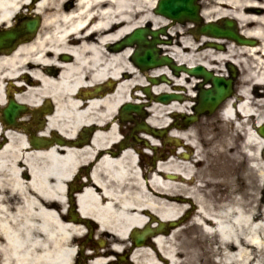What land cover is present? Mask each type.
I'll list each match as a JSON object with an SVG mask.
<instances>
[{
	"label": "bare ground",
	"instance_id": "1",
	"mask_svg": "<svg viewBox=\"0 0 264 264\" xmlns=\"http://www.w3.org/2000/svg\"><path fill=\"white\" fill-rule=\"evenodd\" d=\"M154 5L155 0H0V27L23 16L42 18L33 39L0 55V104L7 79L17 78L20 85V79L27 78L32 86L19 99L35 105L47 97L54 103L37 136L45 140L55 134L60 139L34 146L25 134L8 128L0 119V264H71L91 228L109 242L105 253L128 250L127 264H264V210L260 212L258 205L245 208L239 198L231 199L220 211L197 207L193 225L208 239V251L205 256L199 252L181 259L176 243L181 230L167 227L187 214L192 207L185 203L192 204L196 198L195 189L188 186L192 169L181 160L189 158L188 146L181 143L180 149L165 158L156 136L140 135V142H147L149 150L133 145L116 152L115 126L103 131L102 122L134 81L120 78L116 92L101 100L83 102L75 92L88 70L93 78H119L120 72L132 69L124 62L128 49L105 53L104 59L102 43L148 21L153 26L165 24L164 18L153 14ZM259 5L264 0H216L201 14L205 21L236 18L244 29L242 34L258 38V45L230 44L223 52L204 47L208 40L204 35L199 44L180 35L167 55L177 63L192 65L199 62L193 56L200 52L199 64L204 66L233 58L242 69V86L236 99L227 101L222 115L233 119L236 126L253 121V128L245 132L243 149L251 160L249 166L264 180V139L255 132L264 124V13L253 11ZM62 53L71 54L73 60L59 61ZM30 65L34 67L29 69ZM51 65L59 68L57 75L43 73ZM162 87L156 86L154 91ZM188 93V100H193ZM177 108L181 110L182 104L154 103L148 108V125L167 130L170 141L187 139L185 132L177 130V122L169 119L176 117ZM85 126L97 129L89 143L76 145L74 140ZM86 166H90L87 177L78 180ZM75 189L79 190L77 214L67 207ZM145 228L151 231L147 243L129 247L133 234ZM110 260L98 256L91 264Z\"/></svg>",
	"mask_w": 264,
	"mask_h": 264
},
{
	"label": "flooded vegetation",
	"instance_id": "2",
	"mask_svg": "<svg viewBox=\"0 0 264 264\" xmlns=\"http://www.w3.org/2000/svg\"><path fill=\"white\" fill-rule=\"evenodd\" d=\"M262 1V0H256ZM255 14L264 13V5H259L254 7L253 9ZM33 21H36L35 28L27 29L28 25H31ZM210 22H215L217 26L222 27L224 31H233L235 33L240 34L249 42L246 45H242L234 40H231L227 37H223L220 39V42H217L211 36H207L208 40L204 42L203 45L206 48L213 49L216 51L225 52L228 50L230 44L236 45V47L241 46H256L259 44L260 40L256 37L246 36L242 34L243 27L241 28L238 20L232 16H223L216 18L214 20H209ZM227 22L231 23V26L227 25ZM42 24L41 16H23L18 20H14L7 27H0V30L5 28H13L19 35L18 39L15 42V46L10 50L1 51L0 55L10 54L15 50L19 43L27 42L35 37L40 26ZM145 26L154 31H158V34L153 36L151 32L147 31L144 35V40L146 43L141 42L140 44H135L134 46H121V42L127 37L129 34H123L118 39L103 42L101 49L104 54H117L121 53L125 50H129V53L124 58V62L131 65L132 69L130 71H122L118 77H113L110 75H105L103 77L93 78L91 76V72L89 70L83 75V83L78 86L75 92L77 93L78 99L81 101H90V100H101L108 95L114 94L118 88L120 83V78L133 80L134 83L128 87L126 95L123 97V100L114 108L113 112L107 116L102 122L101 129L103 131H109L112 126H115V130L118 135V140L114 144V150L116 152H120L125 146H139L141 149L148 150L149 144L147 142H140V135H151L156 136L158 138V143L161 147L164 146L165 143V135L164 132H161L159 135L153 129L148 127L147 119H148V108L150 105L154 103H160L163 105H169L171 103H176V105L181 104V100H174L172 102H159L157 100L158 96L165 95V97H169L171 94L180 95L182 98H186V94L188 91L193 95V106L190 107V110L187 112L189 115H196V120L193 123H186V116L181 117L180 109L177 108L175 111L176 114V122H177V130H188L192 127L193 124L197 123L201 118H206V122L208 124L207 130L212 131L215 130V121H219V118L223 117V110L227 101L234 100L237 97L238 90L242 86V77L243 71L234 61L226 60L222 61V63H211L207 62V66L202 64L195 63L192 65H188L190 67L202 66L203 71L206 75V79L204 75L198 74H187L184 71L183 67L176 68L174 64L181 66L182 63H175V59L172 58L168 60L166 65H162L160 67L146 68L143 66H138L134 62V56L144 57L145 53L149 50L153 51L156 54V59H160L161 57L168 56L169 50L172 49L178 43V38L180 35H183V38H191L193 42H196V26L187 25V23L178 24L176 22H171L169 20L166 21L165 24H161L158 26H153L151 22H147ZM164 27V28H163ZM161 29H164L161 31ZM163 32V33H162ZM23 37V38H22ZM234 52V51H233ZM196 62V57L193 56ZM104 59L102 61H104ZM58 60L62 62H71L73 60V56L69 53H62L58 56ZM57 61V59H56ZM34 66L30 65L29 69H32ZM166 68L168 73L159 72L161 69ZM59 72V68L56 65H51L47 68H44L43 73H53L52 75H57ZM25 75L30 74L29 72L25 73ZM181 75H183V81H180ZM222 79L223 81L230 82V90L228 97L220 103L216 109L212 112H205L201 115L197 113L198 99L199 94L204 89H214L213 80L214 79ZM21 86L18 84V79H7L4 82L5 89L3 91L4 100L3 104H0V119L4 125L5 124V114L4 111L6 109H14L15 117L14 123L11 126H7L8 128L16 129L23 134H25L28 138V141L36 146V144L32 141L34 137H38L41 142H50L51 143L60 141L59 138L52 134L48 137V139H41L38 133L45 127L47 117L52 113L54 109V103L50 98L44 97L40 101H37L35 105H32L28 102V99L18 98L19 94L24 92L26 87L32 86V83L27 78L20 79ZM163 86L160 88L158 92L154 91V87ZM184 94V95H183ZM129 102L138 107V111L136 112H124L123 105L124 103ZM97 128L94 126H85L80 129L77 134V138L74 140L76 145L82 146L89 143L94 131ZM1 145V144H0ZM163 155V154H162ZM90 171V166H86L84 172L81 173V178H86ZM79 190L77 189V192ZM99 240H90L87 235V241L85 240V236L81 239L80 247L78 248L75 258L71 264H91L92 260L98 256H103L105 258H112L106 264H127V256L116 255L112 253H105L104 251L107 247H103L100 249L98 245ZM91 242V243H90ZM95 243V245H94ZM99 253H104L103 255L97 254L96 249ZM88 248L91 253L86 251Z\"/></svg>",
	"mask_w": 264,
	"mask_h": 264
},
{
	"label": "rangeland",
	"instance_id": "3",
	"mask_svg": "<svg viewBox=\"0 0 264 264\" xmlns=\"http://www.w3.org/2000/svg\"><path fill=\"white\" fill-rule=\"evenodd\" d=\"M215 1L199 0V5L202 10H206ZM202 21H204L203 17ZM168 50L171 49L168 48ZM199 53L196 52L194 55L198 61L202 59V56H197ZM190 105L191 102L186 100V104L182 105V113L185 107L189 110ZM262 114H264V108ZM214 124L215 130L209 131L206 118H201L188 130H182L187 134L186 140H178L179 144L186 143L187 145L183 147L188 146L190 151L189 158H181V160L187 161L192 169V179L188 186L189 188L193 186L194 196H196L192 204L185 203V206L192 209L187 214H182L177 223H171L167 227L168 230H181L176 238L181 259L190 258L199 252L202 253L201 256H205L208 251V239L202 235L197 226L193 225L198 206L215 212L222 210L231 199L239 198L240 202L245 204V208L249 205H258L260 212L264 210V180L261 179L258 171L249 166L251 160L243 149L246 145L245 132L248 128H253V121L250 119L243 125L236 126L233 119L219 118V121H215ZM165 141V146H160V153L166 154L164 157L167 158L179 144L169 141L166 137ZM262 159L264 161V158ZM100 239H103L106 245L109 244L106 238ZM127 245L130 247L132 243L128 241Z\"/></svg>",
	"mask_w": 264,
	"mask_h": 264
},
{
	"label": "water",
	"instance_id": "4",
	"mask_svg": "<svg viewBox=\"0 0 264 264\" xmlns=\"http://www.w3.org/2000/svg\"><path fill=\"white\" fill-rule=\"evenodd\" d=\"M198 11H199V6L196 4V0H158L156 8L154 9L155 13L161 14L172 21H179V22L192 21L196 23L200 21ZM35 25L36 22H33V24L27 26V29L29 30L35 28ZM227 25L231 26V23L227 22ZM147 30H148L147 28L135 29L124 40V43L128 45H132L134 44L135 41L138 43L143 42L144 33ZM198 32L201 34L207 33L213 35L214 37L226 36L229 39H234L241 44L248 43L246 39H243L240 35L236 34L235 32L227 31V30L224 31L221 27H217L212 23L203 24L199 28ZM151 33L153 36L157 34V32L155 31H151ZM14 36L15 34H13L10 31L0 33V49L11 47L13 45ZM162 60L166 61L167 58L164 57V59ZM162 60L156 61L155 55L152 53L151 50H149L145 53L144 57H137L136 63H138V65L140 66L145 65L146 67H151L153 65H158V64L161 65L162 63H164ZM186 71L191 74L202 73L203 75H205L202 67H194L190 69L188 68ZM213 84H214V91L207 90L201 94L200 112L214 110L215 107L228 95L229 82H225L222 79L216 78L213 80ZM173 97H178V96L175 95H170L169 97L158 96L157 99L159 101L168 102L174 99ZM124 109L129 111L131 110L137 111V107L132 106L130 104H127ZM4 114H5L6 122L8 124L12 123L13 118L16 115L15 110L11 108L6 109L4 111ZM256 131L262 138H264V124L259 126ZM149 233L150 230L146 228L141 234H135L134 237L135 244L142 245L144 242V236Z\"/></svg>",
	"mask_w": 264,
	"mask_h": 264
}]
</instances>
